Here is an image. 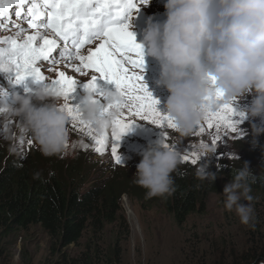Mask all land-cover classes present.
Segmentation results:
<instances>
[{
  "label": "clouds",
  "instance_id": "obj_1",
  "mask_svg": "<svg viewBox=\"0 0 264 264\" xmlns=\"http://www.w3.org/2000/svg\"><path fill=\"white\" fill-rule=\"evenodd\" d=\"M150 2L144 0L143 6ZM163 7L164 19L148 17L138 43L143 56L151 57L159 66L156 85L168 92L161 112L180 135H188L219 103L250 96L240 112L244 119L260 118L259 124L251 123L255 143L264 133V0H164ZM217 91L222 93L220 100L216 99ZM78 102L80 118L103 134L120 113L116 102L123 101L112 90L105 89L100 97L85 88ZM65 103L62 94L36 87L11 93L10 101L0 106V114L20 118L22 131L44 155L60 156L69 140ZM208 151L206 145L201 146L202 153ZM139 155L135 182L149 197L171 194L175 190L172 173L180 154L158 138ZM207 167V163L201 164L197 175L212 183L217 177ZM250 174L244 163L218 195L224 197L226 211H235L241 224L254 227Z\"/></svg>",
  "mask_w": 264,
  "mask_h": 264
},
{
  "label": "trees",
  "instance_id": "obj_2",
  "mask_svg": "<svg viewBox=\"0 0 264 264\" xmlns=\"http://www.w3.org/2000/svg\"><path fill=\"white\" fill-rule=\"evenodd\" d=\"M249 99L250 96L247 101ZM259 122V117L243 119L237 125V133L227 131L226 142L239 159L221 163L210 160L207 171L216 174L214 182L200 179L197 175L200 165L192 164L191 160L183 161L180 156L172 173L175 190L152 197L135 182L133 174L141 159L136 153L119 165L115 160L108 162L111 174L98 178L89 159L95 156L96 149L91 137H73L74 153L67 159L62 155L46 156L40 149L29 146L26 140V147L16 149L15 137L19 134L15 133L11 144L0 146V264L11 262L5 250L7 239L33 227L48 236L50 251L57 254L53 264H125L122 252L126 250L129 229L120 207L122 196L134 199L141 207L145 202L157 203L182 225L190 215L204 211L208 196L218 191L219 179H232L244 163L251 170L248 179L251 190L264 200V133L256 137L255 143L253 137L250 140L251 123ZM110 225L119 228L123 237L119 239V235L107 244L100 240V235ZM89 230L92 239L85 248L78 255L68 254L66 250L78 246ZM259 230L257 228L256 233ZM250 252L251 258L241 257L233 264L263 262L264 240L256 239Z\"/></svg>",
  "mask_w": 264,
  "mask_h": 264
},
{
  "label": "rangeland",
  "instance_id": "obj_3",
  "mask_svg": "<svg viewBox=\"0 0 264 264\" xmlns=\"http://www.w3.org/2000/svg\"><path fill=\"white\" fill-rule=\"evenodd\" d=\"M69 67V64H63L57 68L58 73L64 72L63 70ZM60 68L63 70L60 71ZM70 71L68 69V72ZM64 73L67 74V72ZM48 76L53 77L51 73ZM155 81L152 80L144 84L153 98L159 101L157 108L162 111L168 92L163 86H157ZM13 92H16L15 89H7V94L11 95ZM80 92L81 90L78 88L77 99H79ZM248 98L249 96L234 102L237 111L250 102L251 99L247 101ZM107 131L108 139L102 151L97 152L95 149V156L87 157L91 161L92 168L96 170L95 177L98 178L111 174L107 163L114 160L111 154V128ZM15 133L19 135L15 137L17 144L14 148L20 150L21 147H26L27 142L31 139L28 134L22 131L20 118L0 114V146L5 147L6 144H11ZM226 133L224 127L217 129L213 125L209 128L204 120L200 127L194 128L190 134L180 135L175 129L167 126L158 127L136 119L135 123L130 125L129 130L118 141L117 154L125 158L122 159V163L128 162L131 154L139 155L150 141L159 138L164 143L171 145L180 156L187 155L189 160L196 158L195 164L200 166L210 160L221 163L239 159L236 151L231 149L226 142ZM96 135L99 134L95 131L89 134L88 129L79 125L74 126L73 122L69 120L68 147L62 156L67 159L73 156L72 146L75 141L73 137H91L93 145H96L93 139ZM217 136L219 139L213 144L212 141ZM205 145L209 149L206 154L201 152V146ZM29 146L37 150L40 149L34 141ZM228 182V179L220 178L218 191L208 196L204 211L190 215L182 225H178L172 216L157 203L145 202L144 207H141L140 203L134 199L130 200L126 196H122L120 207L129 229L125 244L126 250L122 252L125 264H233L236 259L239 260L241 257L251 258L253 254L250 250L255 240H264V200L251 190L254 227L245 226L240 223L235 211L224 209V197L218 195L222 193L224 185ZM241 203L246 202L241 201ZM256 227L260 228L258 233H256ZM119 235V239L123 237L115 225L106 226L100 235V240L109 244L114 242ZM90 239H92V233L89 230L79 241L78 246L70 247L66 252L71 256L78 255ZM6 242L5 250L8 258L11 259L10 264H53L57 259V254L54 255L50 251L48 236L38 227H33L27 232H17ZM258 264H264V261Z\"/></svg>",
  "mask_w": 264,
  "mask_h": 264
},
{
  "label": "snow or ice",
  "instance_id": "obj_4",
  "mask_svg": "<svg viewBox=\"0 0 264 264\" xmlns=\"http://www.w3.org/2000/svg\"><path fill=\"white\" fill-rule=\"evenodd\" d=\"M14 6L15 16L26 18L28 28L34 31L24 34L21 28L15 37L0 40V45H6L0 46V73L6 74L13 84L20 85L31 78L46 90L62 94L69 120L74 126L88 129L89 134L94 129L80 118L77 90L91 88L103 97L105 88H101L98 81L113 85L112 91L123 101L116 102L120 113L112 121L110 132L111 154L117 165L121 164V156L117 154L118 141L136 119L174 129L172 121L158 110L159 101L153 98L143 82L141 46L135 42L128 24L120 22L126 14L131 16L133 11L139 10L135 0H0V18L7 17ZM25 6L26 13L22 11ZM94 41L99 43L94 48L88 47L84 54L81 50ZM58 49L61 57L79 61L74 69L76 72L87 75V70H91L99 75L93 74L91 79L82 83L59 72L57 79L48 82L38 62L58 63L52 55ZM30 90L24 88L25 92ZM221 97L222 93L217 91L216 99L220 100ZM243 119V114L236 110L234 102H222L215 110L207 111L204 122L209 128L215 125L217 129L224 127L226 131L236 132L237 125ZM93 139L97 145L96 151L101 152L108 139V131ZM218 139L219 136L212 143L215 144ZM165 146L169 145L165 143ZM182 160L188 161L189 156H183ZM196 162V158L191 159L192 164Z\"/></svg>",
  "mask_w": 264,
  "mask_h": 264
}]
</instances>
